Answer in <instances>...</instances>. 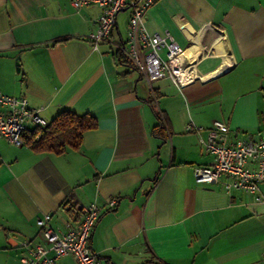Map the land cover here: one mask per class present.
<instances>
[{
	"label": "crops",
	"instance_id": "1",
	"mask_svg": "<svg viewBox=\"0 0 264 264\" xmlns=\"http://www.w3.org/2000/svg\"><path fill=\"white\" fill-rule=\"evenodd\" d=\"M144 1L128 0L95 49L97 5L0 0V93L25 97L47 124L62 110L97 121L63 154L0 139V264H22L45 244L38 221L46 215L47 226L65 232L94 202L100 216L89 251L105 264H264V204L226 193L225 177L197 184L195 168L212 157L186 131L190 122L221 121L231 139L264 134V0L154 1L143 21L149 35L169 34L190 59L208 54L204 75L229 56L235 63L183 88L148 82L124 51L129 17Z\"/></svg>",
	"mask_w": 264,
	"mask_h": 264
},
{
	"label": "built area",
	"instance_id": "2",
	"mask_svg": "<svg viewBox=\"0 0 264 264\" xmlns=\"http://www.w3.org/2000/svg\"><path fill=\"white\" fill-rule=\"evenodd\" d=\"M75 9L87 5H97L102 13L97 20L95 32L89 40L96 49L97 45L110 38L116 25V16L128 4V0H70ZM155 0H145L135 6L128 23V38L124 51L135 70L148 82L169 79L178 88L195 82L206 83L235 66L231 56L210 75L202 74L199 63L205 56L202 52L190 59L169 34L161 37L149 35L143 26L144 16ZM168 40V41H167ZM166 49L165 58L160 50ZM218 70L220 72L212 75ZM207 76L209 79H204ZM207 80V81H206ZM32 124L41 130L47 122L39 115L38 109L29 107L25 97L8 96L0 93V139L15 147L24 145L27 125ZM186 131L197 134L199 146L212 157L206 166L194 170L197 184L214 186L225 177L223 183L226 193L241 191L253 196L258 203L264 204V196L259 193V186L264 183V134L256 138H230V128L221 121H215L210 127L186 125ZM205 132V137L201 133ZM39 134L35 136L38 140ZM109 207L115 205L114 199H106ZM100 216V208L94 202L81 210V221L65 232L56 231L47 226L49 216L38 221L43 244H35L28 254L21 258L22 264H58L65 256H70L73 264H105L96 254L89 251L92 230Z\"/></svg>",
	"mask_w": 264,
	"mask_h": 264
},
{
	"label": "trees",
	"instance_id": "3",
	"mask_svg": "<svg viewBox=\"0 0 264 264\" xmlns=\"http://www.w3.org/2000/svg\"><path fill=\"white\" fill-rule=\"evenodd\" d=\"M120 54V61L127 62L122 59L123 53ZM96 127L97 121L91 115L87 113L80 114L72 110H62L45 128L27 131L24 136V144L37 152L63 154L67 149H77L82 134ZM37 134H39L38 140L35 139Z\"/></svg>",
	"mask_w": 264,
	"mask_h": 264
},
{
	"label": "bare ground",
	"instance_id": "4",
	"mask_svg": "<svg viewBox=\"0 0 264 264\" xmlns=\"http://www.w3.org/2000/svg\"><path fill=\"white\" fill-rule=\"evenodd\" d=\"M219 71H221V70H219Z\"/></svg>",
	"mask_w": 264,
	"mask_h": 264
}]
</instances>
